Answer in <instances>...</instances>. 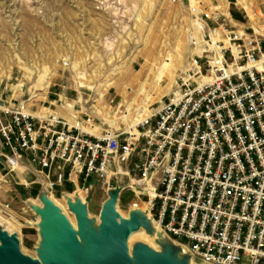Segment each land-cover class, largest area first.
Wrapping results in <instances>:
<instances>
[{"label": "rangeland", "instance_id": "1", "mask_svg": "<svg viewBox=\"0 0 264 264\" xmlns=\"http://www.w3.org/2000/svg\"><path fill=\"white\" fill-rule=\"evenodd\" d=\"M192 10L203 14L202 20ZM220 26L245 29L264 45V0H0V102L68 120L97 135L125 128L129 103L132 115L144 104L152 111L176 91L177 76L194 54L192 32L204 42L200 34L209 36ZM212 36L215 46L219 30ZM86 79L98 86L88 88ZM106 83L112 84L101 86ZM13 175L2 181L7 186L0 189V203L9 207L0 215V227L18 235L22 255L41 260L39 250L48 240L38 209L45 199ZM134 179L93 181L88 191L67 183L48 197L92 259L95 254L78 230L83 214L76 204L85 206L86 227L97 239L109 221L105 216L113 212L111 220L125 226L134 264L143 256L154 264H207L165 234L150 212L148 193ZM135 212L142 215L132 217Z\"/></svg>", "mask_w": 264, "mask_h": 264}, {"label": "built area", "instance_id": "2", "mask_svg": "<svg viewBox=\"0 0 264 264\" xmlns=\"http://www.w3.org/2000/svg\"><path fill=\"white\" fill-rule=\"evenodd\" d=\"M214 29L221 39L211 48ZM214 29L200 34L204 44L192 67L136 132L120 127L97 135L0 102L8 170L34 167L48 196L67 183L88 191L93 181L134 177L158 225L195 257L264 264V45L245 29ZM7 207L0 203V215Z\"/></svg>", "mask_w": 264, "mask_h": 264}, {"label": "water", "instance_id": "3", "mask_svg": "<svg viewBox=\"0 0 264 264\" xmlns=\"http://www.w3.org/2000/svg\"><path fill=\"white\" fill-rule=\"evenodd\" d=\"M41 196L45 199V206L38 209L39 213L44 216L43 230L40 232L46 235L48 242L43 246V249L38 250L40 251V259L45 264H127L125 226L122 224L119 227L121 228L120 231L118 230V222L111 220L112 211L105 216V219L109 221L104 224L103 235L97 239L86 227L85 206L76 204L83 214L80 216V234L95 254V259H92L79 242L72 225L55 212V205L49 199L47 192H41ZM114 199H111L110 206L113 210L115 209ZM19 242L17 234L9 236L7 230L0 227V244L3 245L0 247V264H43L41 260L22 255L18 246ZM46 249L53 251V256L48 255ZM139 264H154V262L143 256Z\"/></svg>", "mask_w": 264, "mask_h": 264}, {"label": "bare ground", "instance_id": "4", "mask_svg": "<svg viewBox=\"0 0 264 264\" xmlns=\"http://www.w3.org/2000/svg\"><path fill=\"white\" fill-rule=\"evenodd\" d=\"M217 39V38H216ZM220 40V39H219ZM193 41H195V42H197V44L198 43H200L194 50H193V52L194 53H201V51H202V48H203V44H204V42L203 41H201L200 39H199V37L195 34V33H193L192 32V34L190 35V43H193ZM225 42H226V44L228 45V46H231L232 48H233V50H234V52H235V46L233 45V44H231L230 42H229V40L228 39H226L225 40ZM217 43H218V41H216V44H215V46H211V48H215L216 46H217ZM170 56V55H169ZM178 59H177V64L179 63V64H181L182 62H183V55L179 52L178 53V57H177ZM168 60H170V59H168ZM167 65H169V63H167ZM192 67V65H191V63L189 62V63H187L186 64V66L184 67V71H188L190 68ZM117 70V68H115L114 70H113V73H115V71ZM161 74V73H160ZM78 79H79V76H78ZM160 80L161 79H156V81H155V83L156 82H160ZM129 82V81H128ZM90 83V81H88L87 79H86V82H85V84L84 85H87V87L88 88H90V89H95L98 85H90L89 84ZM112 83H106V84H102L101 86H103V87H105V86H110ZM144 85L145 84H142V86H141V88H143L144 87ZM140 88V89H141ZM99 89V88H98ZM131 104L132 103H129V105H128V108H127V113L124 115V118H123V120H125L126 121V123H127V127H126V129L127 130H129V131H132V132H136L137 130H136V125L140 122V121H142L145 117H147V116H149L150 115V113H151V111L149 110V108H148V106L146 105V104H144L143 106H140L137 110H136V113L134 114V115H132V113H131ZM143 104V103H142ZM127 106V105H126ZM138 107V106H137ZM132 109H133V107H132ZM42 116H45V115H42ZM115 121V120H114ZM121 121V120H120ZM116 122H117V119H116ZM124 125V124H123ZM84 130H87L88 131V129H85L84 128ZM110 132H112L113 133V131H110ZM135 214H139V213H133L132 214V217L135 215ZM140 216L142 215V214H139ZM144 218H145V216H143ZM122 225V224H121ZM80 226V225H79ZM117 227H118V230L120 231V229L121 228H119V227H121L120 225H119V223L117 224ZM74 229V228H73ZM75 230V229H74ZM78 230H80L81 231V227H80V229L78 228ZM76 232V231H75ZM8 233V232H7ZM144 234V233H143ZM9 235V234H8ZM9 236H11V235H9ZM145 236H147L146 234H145ZM3 245L2 244H0V247H2ZM18 246H19V243H18ZM21 253V252H20ZM126 254L128 255V251H126ZM127 264H134V262H133V260L129 257V256H127ZM133 262V263H132Z\"/></svg>", "mask_w": 264, "mask_h": 264}, {"label": "crops", "instance_id": "5", "mask_svg": "<svg viewBox=\"0 0 264 264\" xmlns=\"http://www.w3.org/2000/svg\"><path fill=\"white\" fill-rule=\"evenodd\" d=\"M3 144H4V139L3 137L0 135V151L2 150L3 148ZM28 169L29 172H26V170ZM28 173V175H27ZM13 174H16V176L19 178V183H23L25 185H31L33 186L35 189L41 191V186L40 184H38L36 181V175H35V168L30 166V165H25L23 166V170H21L20 168L19 169H16L15 171H9L7 166H6V163H5V158L3 156H1L0 154V189L1 188H5L6 183L5 182H2L3 181V178H9V176H15ZM27 177H29L31 180L28 181L27 180ZM6 181V180H4ZM5 183V184H3ZM3 192L0 191V194H2ZM3 196V195H2ZM0 202H2L1 198H0Z\"/></svg>", "mask_w": 264, "mask_h": 264}]
</instances>
